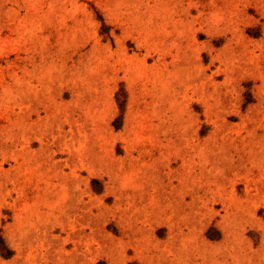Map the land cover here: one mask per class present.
<instances>
[{
  "label": "rangeland",
  "instance_id": "rangeland-1",
  "mask_svg": "<svg viewBox=\"0 0 264 264\" xmlns=\"http://www.w3.org/2000/svg\"><path fill=\"white\" fill-rule=\"evenodd\" d=\"M0 264H264V0H0Z\"/></svg>",
  "mask_w": 264,
  "mask_h": 264
}]
</instances>
